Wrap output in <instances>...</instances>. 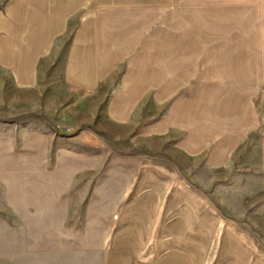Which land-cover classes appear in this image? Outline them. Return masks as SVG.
Wrapping results in <instances>:
<instances>
[{
  "label": "rangeland",
  "instance_id": "374dc122",
  "mask_svg": "<svg viewBox=\"0 0 264 264\" xmlns=\"http://www.w3.org/2000/svg\"><path fill=\"white\" fill-rule=\"evenodd\" d=\"M236 3L134 13L146 91L23 108L0 73V264H264V12Z\"/></svg>",
  "mask_w": 264,
  "mask_h": 264
},
{
  "label": "crops",
  "instance_id": "0c3cea01",
  "mask_svg": "<svg viewBox=\"0 0 264 264\" xmlns=\"http://www.w3.org/2000/svg\"><path fill=\"white\" fill-rule=\"evenodd\" d=\"M233 2L238 0H0V73L22 94L14 106L23 108L56 106V93L64 91H146L143 72L135 70L145 39L134 13L222 11ZM250 11L264 12V0H250ZM258 129L257 167L249 169L257 181L250 186L256 188V219L264 224V120Z\"/></svg>",
  "mask_w": 264,
  "mask_h": 264
}]
</instances>
